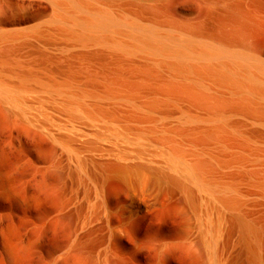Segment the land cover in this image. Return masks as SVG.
<instances>
[{
	"label": "bare ground",
	"instance_id": "6f19581e",
	"mask_svg": "<svg viewBox=\"0 0 264 264\" xmlns=\"http://www.w3.org/2000/svg\"><path fill=\"white\" fill-rule=\"evenodd\" d=\"M0 114L45 140L51 264L159 209V264H264V0H0Z\"/></svg>",
	"mask_w": 264,
	"mask_h": 264
},
{
	"label": "rangeland",
	"instance_id": "374dc122",
	"mask_svg": "<svg viewBox=\"0 0 264 264\" xmlns=\"http://www.w3.org/2000/svg\"><path fill=\"white\" fill-rule=\"evenodd\" d=\"M1 117L0 264H51L68 245L73 223L67 221L54 232L45 225L47 211L56 200L49 194L46 176L37 169L42 164L45 140L40 133L9 128ZM179 221L171 209L156 210L130 224L122 246L105 263L95 255L79 254L58 264H159L156 249L166 232L170 234L166 240L177 243ZM195 252L199 251L195 248ZM195 252L179 248L163 264H203Z\"/></svg>",
	"mask_w": 264,
	"mask_h": 264
}]
</instances>
